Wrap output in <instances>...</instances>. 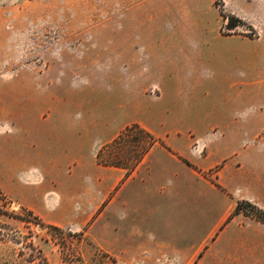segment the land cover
<instances>
[{
	"label": "crops",
	"instance_id": "crops-1",
	"mask_svg": "<svg viewBox=\"0 0 264 264\" xmlns=\"http://www.w3.org/2000/svg\"><path fill=\"white\" fill-rule=\"evenodd\" d=\"M246 2L250 11L233 9L257 31L240 38L245 48L222 49L239 38L212 37L193 19L144 29L156 46H144V69L121 77L149 79L159 93H132L122 123L63 126L47 116L24 126L7 116L0 188L44 222L83 231L114 254L149 245L166 249L167 264H264V224L227 221L238 199L264 208V156L249 138L264 127V0ZM135 122L164 144L131 171L99 163V146Z\"/></svg>",
	"mask_w": 264,
	"mask_h": 264
},
{
	"label": "rangeland",
	"instance_id": "rangeland-1",
	"mask_svg": "<svg viewBox=\"0 0 264 264\" xmlns=\"http://www.w3.org/2000/svg\"><path fill=\"white\" fill-rule=\"evenodd\" d=\"M246 1L0 0V123L7 116L24 126L47 116L63 126L73 120L90 121L100 129L122 123L132 93H159L148 86L149 79L121 77L123 69H144L149 58L144 46H156L148 36L151 31L144 29L193 19L212 37L239 38L221 42L222 49L245 48L240 38L254 39L257 31L238 22L233 9L250 11ZM189 10L199 15L191 17ZM222 10L234 17L224 18ZM252 129V145L264 156V127ZM129 138L105 148L102 158L130 164L135 149ZM207 176L216 182L215 171ZM33 214L0 188V264L168 262L165 248L148 245L136 254H114L86 235L79 239L77 231L52 228Z\"/></svg>",
	"mask_w": 264,
	"mask_h": 264
},
{
	"label": "trees",
	"instance_id": "trees-1",
	"mask_svg": "<svg viewBox=\"0 0 264 264\" xmlns=\"http://www.w3.org/2000/svg\"><path fill=\"white\" fill-rule=\"evenodd\" d=\"M220 14L224 18H231L234 17V14H226L224 10L220 12ZM238 22H243L248 25L251 29L252 26L247 23V21L238 18L235 16ZM230 25V24H229ZM237 24H234L236 26ZM232 27V25L230 26ZM127 137H130L129 140L133 144V150L129 157H132V162L130 164L122 162L120 160H113V159H103L102 153L105 148L109 147L110 145L120 144L124 141ZM156 143L164 144L163 140L159 137L155 136L152 132L141 126L139 123H131L126 125L121 132L110 142L103 144L96 153V158L99 163L106 164V165H115V166H122L126 167L129 171H131L135 165L143 158L146 152L149 150L151 146ZM128 157V158H129ZM30 214H33L31 210H28ZM236 215H242L245 218L254 219L262 224H264V208L261 207L258 203L248 200V199H238L235 205V208L229 215L227 221L231 220ZM35 219H40L37 215L33 214ZM22 219V218H21ZM25 220V219H22ZM52 228H60L58 226L49 225ZM76 236L79 239H84L85 234L83 231L75 232Z\"/></svg>",
	"mask_w": 264,
	"mask_h": 264
}]
</instances>
